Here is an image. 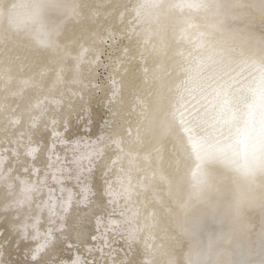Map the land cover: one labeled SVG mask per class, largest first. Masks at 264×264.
Instances as JSON below:
<instances>
[{"label": "bare ground", "instance_id": "6f19581e", "mask_svg": "<svg viewBox=\"0 0 264 264\" xmlns=\"http://www.w3.org/2000/svg\"><path fill=\"white\" fill-rule=\"evenodd\" d=\"M262 190L264 0H0V264H264Z\"/></svg>", "mask_w": 264, "mask_h": 264}, {"label": "rangeland", "instance_id": "374dc122", "mask_svg": "<svg viewBox=\"0 0 264 264\" xmlns=\"http://www.w3.org/2000/svg\"><path fill=\"white\" fill-rule=\"evenodd\" d=\"M118 41V42H117ZM116 42H117V44L115 45V48H113V49H111V50H109L108 49V47H107V45L105 44L104 46L105 47H103L102 48V52H101V55H100V62H99V67L96 69V72H95V82H96V85L97 86H102L103 88H105V90H106V93L104 94V95H102L103 97L102 98H100L101 96H100V93H99V91H97L96 92V94L93 96V98H92V101H91V103L93 102V101H95V102H93L91 105H90V107H91V109L90 110H88L87 111V113L89 114H87V115H85V114H83V112L82 111H78L77 112V114H74L73 116H72V119L71 120H73V121H70V127H68L66 130H65V133H66V135H67V138L66 139H68V140H70L71 142H73L74 140H82V141H84L85 139H87V140H97L98 138H99V133L101 132V134H103V132L102 131H104V130H107V133L110 131L109 129H110V127L107 125V128H105V125H106V122L108 121L107 119H109L108 117H109V113H108V106H105V107H103V102H105V97L107 96V92L109 91L108 89H106V87H107V85H108V80H109V78H110V70L112 69V65H113V62L115 61V56H116V54L118 53V49H119V47L120 46H122V41L120 40H117ZM108 74H109V76H108ZM106 95V96H105ZM97 97V98H96ZM94 98H96L97 100H101L102 102H99V101H97L96 99H94ZM99 98V99H98ZM106 105H108V104H106ZM92 112V113H91ZM109 112H110V110H109ZM81 114V115H80ZM94 114V115H93ZM79 117V118H78ZM75 118H77V119H75ZM88 118H91L89 121H87L88 120ZM85 121V123H84V121ZM78 121V122H77ZM110 121V120H109ZM74 124H73V123ZM109 123H112V122H109ZM86 126V127H83L84 125ZM43 136H45V134H43ZM45 139H43V140H48L47 139V137L45 136L44 137ZM45 143H47V141H45ZM96 172V171H95ZM95 177H93V180H95L96 182H98L97 180V178L96 179H94ZM95 181H92L93 182V184H92V186L94 185V183H95V185L93 186L95 189H97L98 188V184L95 182ZM97 184V185H96ZM95 195H96V197L98 196V193L96 192V193H94L93 195H92V197H95ZM102 202V201H101ZM1 223H2V221H0V225H1ZM74 228H76L74 225H72ZM71 226V229L73 228ZM85 227L87 228V230L85 231V233H84V235L85 234H89L90 233V235L93 233L92 231H93V229H92V227H91V224L90 223H86L85 224ZM89 227V228H88ZM72 229V231H70V233L71 234H73L72 232H73V230H75V229ZM6 229V228H5ZM5 229H4V233H5ZM70 229V230H71ZM8 230V229H7ZM89 230V231H88ZM94 231H96V230H94ZM92 232V233H91ZM54 234H58V232H54ZM71 234H70V236H71ZM90 235H87L86 236V238L85 237H83V240H84V242L86 243V242H88V240L87 239H89V236ZM76 237V236H75ZM74 237V238H75ZM70 239L69 240H71V241H74L75 239L74 238H71V237H69ZM13 239V237L11 238V239H9V242L11 241ZM58 239H59V236H58ZM81 242H83L82 240L79 242V243H81ZM22 243V244H21ZM60 243V242H59ZM57 244V245H59L58 246V248L60 247H62L60 250L58 249V257L56 258V259H58V258H66V259H68V258H70V256H71V254H67V253H61V251H62V249H63V242H61V244ZM25 242H23V238H21V239H19L18 241H17V246H19L20 248H19V252H21V250H25V252H23V254L22 255H19V258L16 260L15 259V256L13 257L12 256V251H10L9 252V257L10 258H12L13 260L15 259V263L14 264H30V260L32 261V259H30L29 260V262H27V258H25L24 256L25 255H29V252L30 251H27V249H26V247H25ZM119 244H120V242H119ZM21 245V246H20ZM62 245V246H61ZM76 245V244H75ZM65 247H67V246H65ZM7 248L5 247V251H7L8 252V249L6 250ZM65 252H67V251H65ZM6 253V252H5ZM127 253V252H126ZM64 254V255H63ZM26 256V257H27ZM62 256V257H61Z\"/></svg>", "mask_w": 264, "mask_h": 264}, {"label": "water", "instance_id": "95a60500", "mask_svg": "<svg viewBox=\"0 0 264 264\" xmlns=\"http://www.w3.org/2000/svg\"><path fill=\"white\" fill-rule=\"evenodd\" d=\"M249 130H246L245 132H248ZM248 138L249 137H247L245 140L243 139V136H242V138H241V140H242V142H244V144H246L247 143V141H248ZM246 151H247V148L245 147V145H244V155H246ZM221 186V184L218 182L217 183V185H216V187H220ZM243 186H245V188L244 189H247L246 191H244L245 193H247V192H249V189L251 190V189H255L256 187H258L257 186V184L253 181V180H249V181H247V182H243L239 187H243ZM216 191V190H215ZM243 192V193H244ZM262 192H264V190H262ZM220 194V193H219ZM208 195V194H207ZM211 195H216V194H211ZM209 196V195H208ZM254 204V203H253ZM256 205V207H257V210H256V212H259L260 210H263V208H264V199L259 203V204H255ZM263 219H264V215H263ZM255 224H257V223H255ZM246 227H253V226H246ZM245 234H246V228H245ZM252 251V250H251ZM252 253H255V252H252Z\"/></svg>", "mask_w": 264, "mask_h": 264}]
</instances>
